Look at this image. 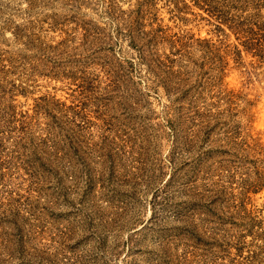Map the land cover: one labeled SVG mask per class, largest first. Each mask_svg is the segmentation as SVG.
I'll list each match as a JSON object with an SVG mask.
<instances>
[{
  "label": "rangeland",
  "instance_id": "374dc122",
  "mask_svg": "<svg viewBox=\"0 0 264 264\" xmlns=\"http://www.w3.org/2000/svg\"><path fill=\"white\" fill-rule=\"evenodd\" d=\"M0 264H264V0H0Z\"/></svg>",
  "mask_w": 264,
  "mask_h": 264
},
{
  "label": "trees",
  "instance_id": "16d2710c",
  "mask_svg": "<svg viewBox=\"0 0 264 264\" xmlns=\"http://www.w3.org/2000/svg\"><path fill=\"white\" fill-rule=\"evenodd\" d=\"M199 1V0H198ZM202 1V0H201ZM204 2H211L212 0H203ZM111 8H113V6L112 7H110V9Z\"/></svg>",
  "mask_w": 264,
  "mask_h": 264
}]
</instances>
